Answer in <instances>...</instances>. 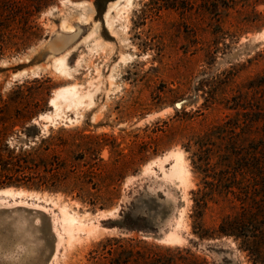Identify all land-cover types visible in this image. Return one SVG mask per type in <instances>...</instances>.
I'll return each instance as SVG.
<instances>
[{
  "label": "rangeland",
  "instance_id": "obj_1",
  "mask_svg": "<svg viewBox=\"0 0 264 264\" xmlns=\"http://www.w3.org/2000/svg\"><path fill=\"white\" fill-rule=\"evenodd\" d=\"M115 1L1 0L4 18L12 6L22 14L0 32V132L16 152L63 136L69 144L47 165L69 184L50 192L0 178V190L24 192L0 195V264H96L97 249L143 241L169 248L179 264L187 250L210 264H261L264 237L257 257L232 237L194 230L215 234L228 215L264 227V176L249 205L217 180L236 174L242 185L251 179L245 165H264V0H207V9L203 0H122L110 27ZM66 53L70 74L51 65ZM71 85L92 100L56 110L55 93ZM201 141L209 146L199 151ZM176 155L185 182L170 175ZM203 190L210 201L199 220ZM64 208L80 219L73 238Z\"/></svg>",
  "mask_w": 264,
  "mask_h": 264
},
{
  "label": "trees",
  "instance_id": "obj_2",
  "mask_svg": "<svg viewBox=\"0 0 264 264\" xmlns=\"http://www.w3.org/2000/svg\"><path fill=\"white\" fill-rule=\"evenodd\" d=\"M203 2L204 8H209L207 7L208 4H210L209 1L203 0ZM5 14L8 15V18H4L3 14L0 12V32H3L6 27L9 26L8 24L12 21L11 18L20 16L22 12L18 10V6H12L7 8ZM7 138L8 135L6 133L0 132V139L6 152L3 153L0 151V178L7 180V182L3 181L2 185L20 187L22 184H26L30 189L47 190L50 192H65V190L68 189L69 183L66 180L68 176H64L61 173L51 174L53 168L50 169L47 165L48 160L52 157L51 155L54 154L55 150H57L59 146L66 147L69 144L68 140L63 138V136H59L57 141H54V137L50 134L48 137L41 139L40 146L31 147V151L19 150L16 152L15 149H11L8 146L6 142ZM196 146L197 150L202 151L208 148L209 144L205 141H201ZM50 151H53V153H49ZM54 157H56V155H53V158ZM210 160L211 158L204 159L205 164L209 163ZM65 166L66 165L59 166V169L63 170ZM245 166L246 170H251L249 174L251 179L246 181L247 183H242L243 186L236 181V174L231 177V179L223 180V177H221V179L218 178L217 180L225 187L226 194H232L241 204L249 205L253 204L256 200L258 186L256 177L260 178L264 176V165L250 168L247 167V165ZM256 172H258V174ZM0 187L2 186L0 185ZM262 188H264V186H262ZM198 193H200L201 198L195 200V217L202 220L204 212L208 208L210 197L207 191L203 190ZM253 217L251 218V222H249L250 225L249 223L247 225L240 216L235 217L228 215L222 219L221 223L214 230L215 234H210V231L205 229H200L201 231H196L195 229L194 233L200 239L232 237L238 242L240 250L261 257L262 251L258 249V242L264 237V227H254ZM139 243L141 244L139 249L121 247L120 249L108 250L103 248V251L106 252L97 249L94 251L95 255L93 259H97V261H95L96 264H179L176 263V254H173L169 248L165 249L153 246L145 241ZM179 258L180 264H210L206 258L196 255L189 250L185 251V254L180 253ZM261 264H264V261H262Z\"/></svg>",
  "mask_w": 264,
  "mask_h": 264
},
{
  "label": "bare ground",
  "instance_id": "obj_3",
  "mask_svg": "<svg viewBox=\"0 0 264 264\" xmlns=\"http://www.w3.org/2000/svg\"><path fill=\"white\" fill-rule=\"evenodd\" d=\"M121 1L122 0H117L115 2H111L108 6L106 13H105L106 21L110 27H113L114 23L116 21H118L117 19L120 16L118 13H120L119 11L121 9V7H120ZM126 2L129 5L131 3V0H126ZM114 12L117 13V17H115L113 15ZM80 19L82 21L88 20V18L85 14H82ZM63 28H64V30H70L72 28V26H68V24H66L64 22ZM262 34L264 35V33H262ZM59 46H60L59 43L56 42V43H53L50 48L54 52H58L59 49L61 48V47L59 48ZM61 46H62V48H65V43H62ZM66 49H68V48H66ZM66 49H65V51H66ZM67 54L68 53H66V55H63V56L61 55L60 57L52 60L51 65L56 71L64 73V74H70L72 69H71V67H69V65L67 63ZM91 98H92L91 93L84 94L79 90L77 85H71V86L59 89L55 93V97L52 99L51 105H53L56 110L60 109L61 103H65V104H67V106L77 108V107L81 106L82 104H84L86 99H91ZM175 157H176L175 164L173 165L172 169L170 170V175L175 177L176 179L180 180L181 182H185L186 176H187V170L185 169V167L183 165V161H182L181 156L176 155ZM23 194H24L23 191H15L13 188H7V189H1L0 190V195L13 197V198L17 197V196H22ZM63 221L67 225L66 233L68 234V236L73 238L74 237V235H73L74 227H76V225H79V223H80L79 217L76 214H71V213L67 212L66 208H64L63 209ZM175 236H177V235H175ZM177 237H176V240H177ZM170 238H171V236H170Z\"/></svg>",
  "mask_w": 264,
  "mask_h": 264
},
{
  "label": "water",
  "instance_id": "obj_4",
  "mask_svg": "<svg viewBox=\"0 0 264 264\" xmlns=\"http://www.w3.org/2000/svg\"><path fill=\"white\" fill-rule=\"evenodd\" d=\"M49 51H48V49H47V46H44L43 48H42V51H41V53L42 54H47ZM177 107L178 108H181V105H179V104H177Z\"/></svg>",
  "mask_w": 264,
  "mask_h": 264
}]
</instances>
